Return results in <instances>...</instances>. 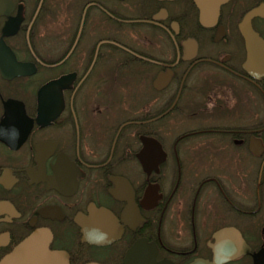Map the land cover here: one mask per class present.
I'll use <instances>...</instances> for the list:
<instances>
[{
  "label": "flooded vegetation",
  "instance_id": "af4514ba",
  "mask_svg": "<svg viewBox=\"0 0 264 264\" xmlns=\"http://www.w3.org/2000/svg\"><path fill=\"white\" fill-rule=\"evenodd\" d=\"M263 228L264 0H0V264H264Z\"/></svg>",
  "mask_w": 264,
  "mask_h": 264
},
{
  "label": "rangeland",
  "instance_id": "374dc122",
  "mask_svg": "<svg viewBox=\"0 0 264 264\" xmlns=\"http://www.w3.org/2000/svg\"><path fill=\"white\" fill-rule=\"evenodd\" d=\"M128 88H130L129 92L133 93V92H137V85H131ZM126 91V90H125ZM260 229H258V234H259Z\"/></svg>",
  "mask_w": 264,
  "mask_h": 264
},
{
  "label": "water",
  "instance_id": "95a60500",
  "mask_svg": "<svg viewBox=\"0 0 264 264\" xmlns=\"http://www.w3.org/2000/svg\"><path fill=\"white\" fill-rule=\"evenodd\" d=\"M247 40H249V37L247 38ZM227 232H228V230H227V229H225V230H223V231H222V233H221V234H222V235H227V234H228ZM262 233H263V236H264V228H263V230H262ZM238 236H240V234H239V233H238ZM242 244H243V245H245V243H244V242H242ZM245 246H246V245H245ZM247 248H248V247H247Z\"/></svg>",
  "mask_w": 264,
  "mask_h": 264
}]
</instances>
